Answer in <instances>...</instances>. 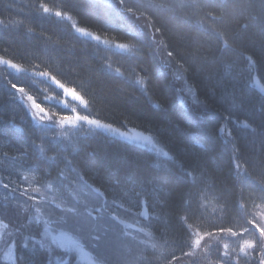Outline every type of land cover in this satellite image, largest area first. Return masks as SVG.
I'll return each instance as SVG.
<instances>
[{
  "label": "snow or ice",
  "instance_id": "1",
  "mask_svg": "<svg viewBox=\"0 0 264 264\" xmlns=\"http://www.w3.org/2000/svg\"><path fill=\"white\" fill-rule=\"evenodd\" d=\"M255 2L264 10V0ZM231 3L233 0H103L108 11L117 6L122 8L132 27L148 42L157 66L176 82L180 105L188 110L199 108L203 113L223 109L222 119L211 128L210 139H222L228 145L226 152L233 165L231 175L225 177L220 161H215L211 167L185 166L149 128L124 131L113 123L82 114L76 105L90 109L91 99L76 85L59 79L47 65L36 63L33 73L51 80L62 90L60 102L70 111L50 110L25 88L13 84L34 120L54 121L61 130L59 135L65 139L69 138L65 129L87 125L94 131L147 149L156 157L174 162L177 167L166 166L164 179L152 178L148 182L135 170L121 173L114 169L107 179L97 174L90 184L85 179L91 174L89 169L82 175L77 172L69 180L64 168L57 167L54 175L39 174L37 179L20 165L23 154L16 152L10 169L0 174V260L5 264H20L23 257L19 250L31 248L36 256L43 257L32 264H78V261L110 264L107 250L115 245L122 250L121 264H264V147L259 153L246 155L236 135L239 131L244 137L249 134L260 137L264 145V127L257 126L249 118L248 106L234 91L219 87L218 83L209 85L202 68L199 78L209 85L208 91L215 97V103L193 79L194 66L200 67L204 60L198 55L200 47H193L200 44V33L215 37L216 50L221 57L217 65L220 72L231 74L236 67L237 62L228 58L234 51L233 44L216 27ZM32 10L72 22V30L80 37L103 45L105 49L126 53L130 62L124 71H121L123 65L112 67L110 52L102 57L103 66L138 85L149 96L154 108L162 107L159 99L149 91V77L137 67V61L144 54V44L140 40L123 38L127 42L119 39L113 42L105 38V34L114 31L81 26L70 12L54 8L45 0H36ZM252 19H264V15L254 14ZM24 25V20L10 23L0 18V27L5 29ZM242 28L246 31L248 23L242 24ZM27 31L29 34L36 32L31 27ZM193 31L197 35L191 36ZM40 35L45 41L52 40L49 34ZM55 45L64 47V42L57 37ZM8 54L6 49L0 53V66L17 73L26 71L18 62L21 60L17 61L14 56L6 59ZM239 63L255 69L245 82L251 89L252 100L256 101V111L264 114V85L260 83L264 77L259 74V59L254 53L241 52ZM137 74V78H132ZM53 98V95L45 97L46 100ZM123 127L127 128V118ZM200 131L209 135L205 128ZM197 146L204 148L203 144ZM39 148L45 152L43 144ZM48 158L55 159V156ZM171 177L175 180L170 181ZM34 180L41 184L43 191L32 187ZM54 190L55 194L49 197L48 193ZM130 195L135 203L125 207ZM213 202L215 206L210 212ZM133 207L136 212H132ZM141 208L144 210L140 211ZM65 239L76 246L78 257L69 254L70 250L62 243ZM102 248L105 249L103 256L97 251Z\"/></svg>",
  "mask_w": 264,
  "mask_h": 264
},
{
  "label": "trees",
  "instance_id": "2",
  "mask_svg": "<svg viewBox=\"0 0 264 264\" xmlns=\"http://www.w3.org/2000/svg\"><path fill=\"white\" fill-rule=\"evenodd\" d=\"M45 2L54 8L70 12L81 26L92 30L114 31L115 33L105 34V38H111L113 42L117 39L120 42H127L123 38L140 40L144 44V54L137 61V67L142 74L149 77V91L159 99L162 107L154 108L149 96L138 85L117 76L103 66L102 57L110 52L112 57L109 62L112 63V67L115 69L123 65L121 71H124L130 62L126 53L105 49L94 41L80 37L72 30V22L32 10L36 0H0V18L10 23L25 21L24 27L16 29L0 27V53L8 50L9 54L5 58L14 56L17 61L21 60L18 62L26 69L17 73L6 66H0V174H5L10 169L13 157L17 153L23 154V159L19 161L20 165L37 179L39 174L54 175L57 167L64 168L69 180H72L77 172L82 175L84 170L89 169L91 174L85 179L90 184L97 174L107 179L114 169H119L121 173L135 170L148 182L152 178L164 179L166 166L177 167L174 162L158 159L147 149L128 144L102 131L82 129L69 133L70 138L65 141H59L51 128L42 130L36 126L23 104L16 99L14 94L16 89L12 85L25 88L37 101L42 100V103L50 108L63 110L58 102L60 99H57L58 89L51 80L33 73L35 71L33 65L41 63L47 65L59 79L76 85L91 99V108H84L83 114L93 115L122 129L127 118V128L139 131L151 129L159 141L171 149L185 166L211 167L215 161H220L225 177L231 175L230 169L233 165L226 152L228 145L224 144L222 139L219 141L210 139L211 128L222 119L223 109L203 113L199 108L187 110L180 105L176 83L157 66L149 51L148 42L142 34L132 28L130 20L122 12L116 9L108 11L98 0H45ZM254 14L264 15V10L258 8L255 0L251 3L233 0L223 19L216 25L233 44L234 51L228 58L237 63L231 74L220 72L217 66L221 57L216 50L215 37L199 34L200 44L193 47H200L198 55L204 57V60L200 67L194 66L193 79L213 103L216 100L208 91L210 84L218 83L219 87H227L234 91L248 106L249 118L257 126L264 127V114L256 111V101L252 100L251 89L245 82V78L255 69L243 67L239 63L241 52L254 53L259 59V74L264 77V19L253 20ZM245 22L248 23L246 31L242 28ZM29 27L36 32L29 34L27 31ZM40 33L51 35L52 40L45 41ZM190 35L197 34L193 31ZM57 37L63 40L64 47L55 45ZM69 41L75 45L74 48ZM201 68L205 78H209V85L199 78ZM126 75L132 76L131 73ZM137 77L138 74L132 78ZM261 82L264 84V81ZM48 95L55 98L46 100L45 97ZM201 128L207 129L209 135L201 133ZM236 135L246 155L259 153L264 147L260 137L254 138L251 134L244 137L239 131ZM198 143L203 144L204 148H198ZM41 144L45 146L44 153L40 151ZM5 153H8L7 157ZM49 156H55V159H49ZM72 169L75 171H71ZM174 180L175 177L170 178V181ZM31 183L32 187L43 190L41 184L35 180ZM51 193L55 194V190ZM128 201L125 207L135 203L131 195ZM214 206V202L210 204V212ZM136 211L137 209L133 207L132 212ZM157 242L163 244V241ZM22 254L24 264H32L34 260L38 262L43 259L36 256L31 248L24 250Z\"/></svg>",
  "mask_w": 264,
  "mask_h": 264
},
{
  "label": "rangeland",
  "instance_id": "3",
  "mask_svg": "<svg viewBox=\"0 0 264 264\" xmlns=\"http://www.w3.org/2000/svg\"><path fill=\"white\" fill-rule=\"evenodd\" d=\"M100 2H102L103 3V0H99ZM116 10H118V11H120V12H122V14H123V9L122 8H120L119 6H117L116 8H115ZM124 15V14H123ZM127 18V17H126ZM128 19V18H127ZM129 21V20H128ZM129 23H130V25L132 26V22L131 21H129ZM133 28V27H132ZM134 29V28H133ZM103 46V45H102ZM174 81V80H173ZM52 82V81H51ZM175 82V81H174ZM176 83V82H175ZM54 84V83H53ZM54 86L58 89V92H57V99H59L61 96H62V90L61 89H59L55 84H54ZM179 92V91H178ZM14 94H15V96H16V99L17 100H19L22 104H23V106H24V108H25V110L27 111V113H28V116L30 117V119L32 120V122L36 125V126H38L40 129H42V130H48V128H51L54 132H55V136H56V138H57V140H59V141H65V138L64 137H62V136H60L59 135V132L61 131L59 128H57V126H56V124H55V122L54 121H45V122H38V121H36V120H34L33 119V117H32V114H31V111H30V109H29V107L24 103V101L21 99V96H20V94L15 90L14 91ZM188 99H189V101L191 100V97H188ZM39 102V101H38ZM59 102V104H61V106H62V109L63 110H55L54 108H50L49 106H47V105H45L46 107H48L50 110H53V111H56V112H59V113H67V112H69L70 111V109L69 108H67V107H65L61 102H60V100L58 101ZM39 103H41V104H43L42 103V100L39 102ZM44 105V104H43ZM184 108H186L184 105H182ZM76 107H77V110L79 111V112H81L82 114H83V112H84V107H82V106H80V105H76ZM187 109V108H186ZM194 109H197V108H194ZM188 110V109H187ZM82 129H85V130H87V131H94V130H92V129H90L87 125H81V126H78V127H76V128H67V129H65L64 131H67L68 132V135L70 136V134L69 133H75V132H78L79 130H82ZM128 129H132V128H121V130H124V131H127ZM137 131H139V130H137ZM108 134V133H107ZM148 133H145V135H147ZM110 135V134H109ZM70 138V137H69ZM155 154V153H154ZM158 159H160V160H164V158L163 157H157ZM41 191H43V190H41ZM48 195H49V197H51L52 196V193L50 192V193H48ZM58 202V201H57ZM128 220H129V222H131V217H129L128 218ZM85 240L87 241V243L89 244V246H91V241L90 240H88V238H87V236L85 235ZM62 243L64 244V246L66 247V248H68L69 250H70V253L69 254H76L77 255V257H78V253L76 252V246L72 243V241H70V240H67V239H65V240H63L62 241ZM158 244H162V243H159V242H157ZM30 249V248H29ZM24 250H26V249H23V248H21L20 250H19V253H20V255L21 256H23V251ZM100 254H101V256H103L104 254H105V249H99V250H97ZM165 251H166V249H165ZM107 255H108V258L110 259V264H121V256H122V250L121 249H119L117 246H115V245H113L111 248H109L108 250H107ZM54 259H58V257H54ZM0 264H5V262H3L2 260H0ZM20 264H24L23 263V259H21V261H20ZM78 264H86V261H78Z\"/></svg>",
  "mask_w": 264,
  "mask_h": 264
},
{
  "label": "bare ground",
  "instance_id": "4",
  "mask_svg": "<svg viewBox=\"0 0 264 264\" xmlns=\"http://www.w3.org/2000/svg\"><path fill=\"white\" fill-rule=\"evenodd\" d=\"M261 84H263L262 82H260Z\"/></svg>",
  "mask_w": 264,
  "mask_h": 264
},
{
  "label": "water",
  "instance_id": "5",
  "mask_svg": "<svg viewBox=\"0 0 264 264\" xmlns=\"http://www.w3.org/2000/svg\"><path fill=\"white\" fill-rule=\"evenodd\" d=\"M261 85H263V84H261Z\"/></svg>",
  "mask_w": 264,
  "mask_h": 264
}]
</instances>
